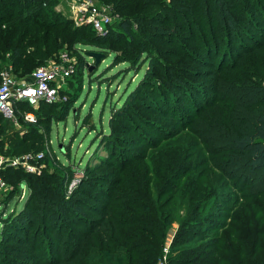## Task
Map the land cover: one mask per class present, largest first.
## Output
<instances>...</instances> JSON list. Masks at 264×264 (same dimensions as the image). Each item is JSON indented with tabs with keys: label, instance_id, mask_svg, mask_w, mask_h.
<instances>
[{
	"label": "trees",
	"instance_id": "16d2710c",
	"mask_svg": "<svg viewBox=\"0 0 264 264\" xmlns=\"http://www.w3.org/2000/svg\"><path fill=\"white\" fill-rule=\"evenodd\" d=\"M93 1L110 5L115 13L129 10L106 37L98 36L91 26H76L56 11L58 0H0V72L12 64L18 81L27 74L29 79L35 69L46 66L62 51L75 52L80 43L102 54L118 45L115 63H128L130 72H136L143 60L148 64L138 88L122 106L113 109L110 133H101L102 144L89 163L78 168L84 171L83 178L73 192L67 189L77 170L70 163L68 148H62L68 164L59 162L51 149L40 159L55 166L56 172L35 173L20 167L0 171L7 184L10 181L17 190L26 184L30 189L21 208L8 211L14 192L0 201V264H159L169 224L181 206L184 213L169 264H264V0ZM217 12L222 15L220 20ZM160 38L171 44L186 39L191 43L193 52L182 48L165 54L168 59L181 57L180 62H199L217 97L200 102L199 88L183 78L179 62L166 64L162 55L153 51L150 39ZM223 47L227 58L233 57L232 63L216 69L217 59L213 63L212 59L215 53L221 56ZM82 58L77 69L83 67L92 77L95 61L90 65ZM151 82L166 92L167 98L160 104L139 99L145 87H153ZM168 98L175 100L177 113ZM76 100L52 115L51 124L66 125L70 113L77 123ZM139 102L157 108L163 117L184 127L163 138L172 141L168 149H160L163 142H148L143 155L134 157L133 162L116 164L111 159L124 152L116 144L118 133H123L116 129L119 119H127L134 127L146 125ZM17 107L33 110L25 103ZM53 107L41 103L33 110L35 123L19 115L21 130L0 115V136L13 127L7 152L0 140V154L13 157L39 152V142L45 141L44 114ZM82 126L90 133L97 132L91 114ZM162 136L159 134V139ZM102 147L106 160L101 156ZM146 150L154 151L153 156ZM101 169L111 174H96ZM229 188L241 195L234 200L237 212L229 224L214 228L221 218L213 219L210 210L229 195ZM174 197L178 200L175 204ZM55 217L60 222L51 225ZM48 224L50 227L44 228ZM195 227L226 230L204 243L208 236H197L196 229L192 230ZM192 237L197 248L184 243L193 242Z\"/></svg>",
	"mask_w": 264,
	"mask_h": 264
},
{
	"label": "rangeland",
	"instance_id": "374dc122",
	"mask_svg": "<svg viewBox=\"0 0 264 264\" xmlns=\"http://www.w3.org/2000/svg\"><path fill=\"white\" fill-rule=\"evenodd\" d=\"M99 4V3H97ZM105 5V4H100ZM57 11V10H56ZM60 12V11H58ZM63 12V13H62ZM61 13L68 18L64 11ZM129 13V10L126 11ZM126 12H119L115 13L114 11L112 14H114L115 18L117 19L116 22L120 19H122ZM65 13L66 10H65ZM217 16L219 20L221 19L222 15L220 12H217ZM137 29V26L134 25V30ZM197 32L199 34L201 31L200 29ZM137 31V30H136ZM188 38V37H186ZM150 43L152 42L154 44V52L160 53L163 59V62L166 64H169L170 62H179L178 69L183 70L181 72L183 78L188 80L190 84L195 85L199 88L200 95L202 96L200 101L201 103L205 102H211V100L215 97H217L213 92V84L209 82V80H205L203 75L204 73H201L203 71V68L198 65L199 62H195L193 60L191 61H183L180 62L179 57L178 59H168L165 52H170L172 50L178 49V51H182V48H188L190 51L193 52L192 48L187 39L184 43H182L181 40L177 41V43H169L167 40L160 38L156 40L150 39ZM188 42V43H187ZM182 43V45L180 44ZM180 44V46L178 45ZM118 45L112 46V49H107L104 53V56L96 67H93L92 72L93 76L91 77L87 70H84L83 67L77 69V75L68 82L66 90L61 94L59 101L53 103V108L49 110V114H44L45 123H44V130L45 135L44 139L45 141H40V148L39 152H29L27 154H17V155H10V154H0V156L5 157H11V158H19L20 161L24 160L25 157H29L28 162H23L19 166L23 170H30L28 172L35 173H41L43 171H49V172H56L55 166L52 164H49L47 161H42L38 156L42 154L45 156L46 152H49L51 149L52 152H54L57 155V160L59 162H62L64 164L69 163V159L65 154L62 153L64 148H68L70 151V163L72 161V164H75L76 166V173L73 176V180L68 186L67 192L71 193L80 185L81 179L83 178L82 174L84 173L83 170H80L78 168H84L88 163L90 158L93 156V154L98 150L100 145L102 144V136L101 133H110V127H109V120L112 117V111L116 107L122 106L124 102L127 100L128 96H130L141 84L143 79L145 78L146 70L148 69V64L144 63V60L140 63L138 70L136 72L131 71V67L128 63L121 62V63H115V51H117ZM225 47L221 49V56L216 57V53L214 54V58L212 59V63L214 59L216 60V69L221 67L225 64V62L232 63L233 57L227 58V51L224 50ZM66 51V50H64ZM75 52L70 53L71 60L76 62L77 65H80L82 62V55L85 57L86 62H88L90 65H92V62L94 61L93 58L89 55V52L95 51L99 52V49H96L90 45H84L82 43L78 44L76 49H74ZM82 54V55H81ZM195 58H197L196 55H194ZM226 56V57H225ZM60 56L54 60L49 61V63L46 65H50L52 63L57 64L59 62ZM211 59V58H210ZM193 62V63H192ZM228 64V63H227ZM208 66L210 65L207 64ZM42 67V66H40ZM210 67H206L205 70H208ZM200 69V70H199ZM186 70V72L184 71ZM199 70V72H198ZM29 74L23 76L22 78L19 77L21 81L27 80ZM93 80L91 81L90 79ZM83 79V87L80 89V81ZM108 79H110V83H108ZM150 85H155L152 82ZM79 88V89H78ZM164 93H166L164 91ZM163 91H160L157 89L156 86H153L151 89L149 87H145V91L140 93L139 99L145 100L149 102L150 100L156 101L160 104V102H163V98H167L166 94H164ZM215 96V97H214ZM230 98L236 97L235 95H230ZM221 98V97H219ZM77 99V100H76ZM74 100L77 101L76 105L77 110L80 112V119L76 123L74 122V114L70 113L66 125L63 122H60L59 124L54 123L53 125L50 122V117L52 115H56L59 110H62L63 107L69 104H72ZM169 100V98H168ZM169 103L171 105L172 111L177 113L178 105L176 104L175 100L172 99V101L169 100ZM140 105L138 106V110H140V115L143 117L142 120L146 122V125L144 126H133L131 122L129 123L127 119H119L120 125L116 127L120 131H123V133H118V138L120 141H117L116 144L119 146L118 148H123L124 152L120 155V153H117V156H115L113 159H111L113 162L119 163L120 161L123 162H133L134 157L141 156L144 153V147L145 144H148V142H163L161 144L160 149H168L170 147V143L172 142L170 139L167 141L163 138H166L169 135H172L174 132L178 131L184 126H180L175 122H172L168 120V117H163V115L160 112H156L157 108L153 110V108H149L148 105H144V103L139 102ZM163 104V103H162ZM176 104V105H175ZM205 104H201L200 107L204 106ZM159 110V109H158ZM91 114L92 120L96 126L97 132H91L90 129H87L86 127L82 126L83 119ZM170 119V118H169ZM194 122H197L198 119H196V116L192 118ZM191 119V120H192ZM190 120V121H191ZM189 121V122H190ZM52 125V127L50 126ZM50 126V128H49ZM189 125L187 126V128ZM12 128L9 126V129L6 131H3L0 140L3 142V149L5 152L8 151L10 141L8 139V136L12 134ZM18 130H21L23 127L20 124L19 127H15ZM23 131V130H22ZM99 132V133H98ZM159 134H163L162 137L159 139ZM140 143V144H139ZM116 145V146H117ZM63 148V150H62ZM104 148H101V156L103 157V160H106L108 155L104 153ZM103 150V151H102ZM127 154H131L130 157H127ZM146 154L151 157L154 154V151L152 150H146ZM113 156V155H112ZM110 156V157H112ZM110 157L108 159H110ZM207 159L209 156H206ZM204 157V159L206 158ZM31 168V169H29ZM80 170V171H79ZM168 170V169H167ZM167 170H164L165 172ZM201 171V168L196 169V175ZM100 172V173H98ZM96 174H102L106 172L107 175L111 174V171H105L104 169L99 170ZM95 175V173H93ZM110 182H112V177L109 178ZM113 186V184H111ZM260 188V187H258ZM260 190V189H257ZM229 192V195L223 196L218 201V205L215 206L214 209L210 210L212 211V218L217 220L218 218H221L218 220L217 225H214V228L218 227V224H229L231 222V218L234 214H236V203L234 200H237L240 198V194L237 190L229 188L227 189ZM14 192V196L11 199L8 211L12 210L14 207L21 208L30 192V189L27 187L26 184L21 185L20 190H17L14 185L9 181L8 188L5 190L0 191V201L8 199V197L11 195V193ZM177 197H174L172 200V203L175 204ZM231 200V201H230ZM240 203L242 200L239 201ZM92 204L97 205L96 202H93ZM222 204H224L222 206ZM2 207H0L1 210ZM183 206L179 208L175 212V216L173 217V220L169 224V228L167 230V236L165 245L163 248V254L162 258L159 261V264H169L171 258L175 255V252H171L172 243L174 241V238L179 231L181 218L183 215ZM59 223L60 219L58 217H55L52 223ZM205 225V224H204ZM49 228L50 224L45 225L44 228ZM1 228V226H0ZM43 229V228H42ZM196 229L197 236L205 235L208 236V241L210 242L213 238H215L218 235L224 234L225 230H219V231H206V229L195 227L192 230ZM201 230V231H199ZM207 234V235H206ZM191 237H188V239ZM187 239V240H188ZM192 241L184 242L187 246L192 245L194 248H197L199 245H196L194 243L195 237H192ZM203 244V243H202Z\"/></svg>",
	"mask_w": 264,
	"mask_h": 264
},
{
	"label": "built area",
	"instance_id": "2783aa9c",
	"mask_svg": "<svg viewBox=\"0 0 264 264\" xmlns=\"http://www.w3.org/2000/svg\"><path fill=\"white\" fill-rule=\"evenodd\" d=\"M55 10L64 11L76 26H91L100 37L108 36L117 20L110 5H100L93 0H58ZM59 56L57 64L38 67L28 80L23 81L17 80L12 64L3 67L0 72V115L5 120L19 127L20 115L24 121L35 123L37 117L33 110H37L41 103L59 101L61 92L77 69V63L71 60L68 51H62ZM23 103L33 110H19L17 105ZM38 157L42 158L43 155ZM28 160L29 157H25L23 162ZM23 162L19 158L0 156V171L7 167H19ZM7 188L8 184L0 174V191Z\"/></svg>",
	"mask_w": 264,
	"mask_h": 264
},
{
	"label": "water",
	"instance_id": "95a60500",
	"mask_svg": "<svg viewBox=\"0 0 264 264\" xmlns=\"http://www.w3.org/2000/svg\"><path fill=\"white\" fill-rule=\"evenodd\" d=\"M89 55L91 56V58L94 59L95 64L99 65V63L101 62L104 54L100 53V52H91L89 53Z\"/></svg>",
	"mask_w": 264,
	"mask_h": 264
}]
</instances>
